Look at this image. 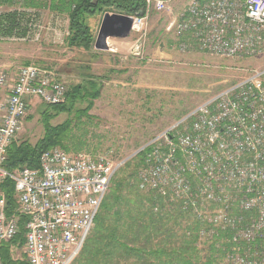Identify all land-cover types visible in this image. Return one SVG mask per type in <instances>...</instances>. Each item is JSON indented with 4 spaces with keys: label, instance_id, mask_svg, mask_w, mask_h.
Listing matches in <instances>:
<instances>
[{
    "label": "built area",
    "instance_id": "2783aa9c",
    "mask_svg": "<svg viewBox=\"0 0 264 264\" xmlns=\"http://www.w3.org/2000/svg\"><path fill=\"white\" fill-rule=\"evenodd\" d=\"M173 2L143 0V14L130 16V32L138 35L131 54L141 55L150 13H169ZM16 10L30 15V30L19 38L26 41L35 16ZM166 31L189 38L212 56L253 58L264 51V0H188ZM65 93L61 78L49 68L30 64L14 76L0 72V182L12 180L17 198L16 212L5 216L0 193V243L17 233L18 215L28 216L23 253L29 264L74 261L112 178L127 160H117L113 151L90 154L54 147L42 152L37 170L9 173L3 168L29 99L55 105L64 102ZM147 146L151 150L137 174L139 188L191 212L199 222L200 240L216 241L230 232L224 241L231 251L225 257L229 264H264V67L198 104Z\"/></svg>",
    "mask_w": 264,
    "mask_h": 264
},
{
    "label": "rangeland",
    "instance_id": "374dc122",
    "mask_svg": "<svg viewBox=\"0 0 264 264\" xmlns=\"http://www.w3.org/2000/svg\"><path fill=\"white\" fill-rule=\"evenodd\" d=\"M48 1L40 0L39 8H26L25 1L0 4V14L22 9L34 14L36 25L26 41L17 36L0 37V72L14 76L25 62L49 67L66 88L83 83L89 76L100 78L95 79L100 84V97L93 101L87 113L91 118H81L84 124L77 133L85 140L81 152L113 151L117 160H128L198 104L241 81L251 70L264 67V51L245 60L220 58L199 51L189 38H177L173 32L166 31L167 24L177 17L188 0H174L169 13H150L139 56L130 53L138 36L133 32L124 39L109 38L107 51L95 50L94 46L88 53L68 48L64 43L67 19L44 7ZM102 16L88 19L95 38ZM33 34L38 35L36 40ZM181 43L187 47L181 49ZM85 106V102H77L69 113L57 115L50 123L57 125L67 119L76 122L75 111ZM44 107L41 101L29 103L22 129L14 140L34 144L42 137L40 118ZM183 124L177 127L178 131ZM225 240L214 241L215 247L224 252L221 264H229L225 257L231 251ZM201 242L205 243L206 239Z\"/></svg>",
    "mask_w": 264,
    "mask_h": 264
},
{
    "label": "trees",
    "instance_id": "16d2710c",
    "mask_svg": "<svg viewBox=\"0 0 264 264\" xmlns=\"http://www.w3.org/2000/svg\"><path fill=\"white\" fill-rule=\"evenodd\" d=\"M8 1L0 0V4ZM24 5L39 8L42 4L40 0H25ZM43 6L52 13L65 15V45L85 53L92 51L95 41L94 28L88 25V19L105 12L142 15L144 9L143 0H49ZM29 24L30 15L23 11L1 13L0 37H23L30 30ZM95 79L100 78L89 76L83 83L70 85L63 103L45 104L40 118L42 137L34 144L13 140L6 149L3 164L7 172L39 169L42 152L54 147L65 152L82 151L85 140L77 133L84 124L81 118H91L87 113L92 109L93 101L100 97V84ZM77 102H85L86 106L75 111L76 122L67 119L57 125L50 123L57 115L69 113ZM150 150V146L140 150L116 172L93 227L71 264H221L223 249L215 247V240L201 242L199 222L191 212L181 210L179 202L169 201L156 191L139 188L137 174ZM0 193L4 197V215L11 216L17 209L13 181L6 178L0 182ZM28 220V216L18 215L17 233L10 241L0 243L2 264H29L26 257L16 260L11 256L12 247L24 245ZM229 236L230 232H226L217 239Z\"/></svg>",
    "mask_w": 264,
    "mask_h": 264
},
{
    "label": "water",
    "instance_id": "95a60500",
    "mask_svg": "<svg viewBox=\"0 0 264 264\" xmlns=\"http://www.w3.org/2000/svg\"><path fill=\"white\" fill-rule=\"evenodd\" d=\"M131 25L132 19L130 16L105 12L102 16L94 41V49L98 51H107V40L109 38H127L131 31Z\"/></svg>",
    "mask_w": 264,
    "mask_h": 264
},
{
    "label": "crops",
    "instance_id": "0c3cea01",
    "mask_svg": "<svg viewBox=\"0 0 264 264\" xmlns=\"http://www.w3.org/2000/svg\"><path fill=\"white\" fill-rule=\"evenodd\" d=\"M31 101H34V102H39L40 100L39 99H37V98H30L29 99V103L31 102ZM11 256L14 258V259H16V260H25V255H24V253H23V247H21V248H18V247H12L11 248Z\"/></svg>",
    "mask_w": 264,
    "mask_h": 264
},
{
    "label": "bare ground",
    "instance_id": "6f19581e",
    "mask_svg": "<svg viewBox=\"0 0 264 264\" xmlns=\"http://www.w3.org/2000/svg\"><path fill=\"white\" fill-rule=\"evenodd\" d=\"M186 115H187V114H186ZM186 115H185V116H186ZM182 119H183V118H182ZM182 119H181V120H182ZM187 123H188V124H191L189 121H188ZM77 256H78V255H77Z\"/></svg>",
    "mask_w": 264,
    "mask_h": 264
}]
</instances>
